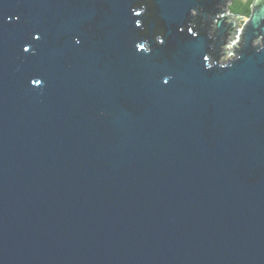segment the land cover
I'll return each instance as SVG.
<instances>
[{
  "label": "water",
  "instance_id": "95a60500",
  "mask_svg": "<svg viewBox=\"0 0 264 264\" xmlns=\"http://www.w3.org/2000/svg\"><path fill=\"white\" fill-rule=\"evenodd\" d=\"M141 1L0 0V264H264V0Z\"/></svg>",
  "mask_w": 264,
  "mask_h": 264
},
{
  "label": "trees",
  "instance_id": "16d2710c",
  "mask_svg": "<svg viewBox=\"0 0 264 264\" xmlns=\"http://www.w3.org/2000/svg\"><path fill=\"white\" fill-rule=\"evenodd\" d=\"M141 2H143V4L145 2L148 3L150 5L149 9H150V7L152 8V12L149 13V15L152 17V21H155V23H156V28H155V31H154L155 33L154 34L155 35L157 34L158 37H156V38L158 40H161V37L164 34V28L162 26H160V22H159V20H157L158 18L156 17V13L154 11L155 0H147V1L143 0ZM252 2H253V0H231V2H229V4H228V9H227L228 12L233 14V15H235L236 17H238V19L240 20V26L242 28H243L244 24L247 22L250 14H251ZM138 4H140V1L138 2ZM220 53L221 52L219 50L217 60H215L216 63L218 62V59L221 60L220 57H219Z\"/></svg>",
  "mask_w": 264,
  "mask_h": 264
},
{
  "label": "rangeland",
  "instance_id": "374dc122",
  "mask_svg": "<svg viewBox=\"0 0 264 264\" xmlns=\"http://www.w3.org/2000/svg\"><path fill=\"white\" fill-rule=\"evenodd\" d=\"M219 17H221L222 15L219 14ZM233 20H237V26L236 28H234L233 30V34L225 40V44L220 46V61L223 60H228L229 58L233 57V50L235 49V47L239 44L240 42V33L239 31L242 29V27L240 26V20L238 19V17H233ZM227 23L230 22V20H226ZM220 61L218 60L217 63L220 64Z\"/></svg>",
  "mask_w": 264,
  "mask_h": 264
},
{
  "label": "flooded vegetation",
  "instance_id": "af4514ba",
  "mask_svg": "<svg viewBox=\"0 0 264 264\" xmlns=\"http://www.w3.org/2000/svg\"><path fill=\"white\" fill-rule=\"evenodd\" d=\"M231 2V1H230ZM229 13V12H228ZM229 14H231V13H229ZM235 16V15H234ZM194 17V16H193ZM236 17V16H235ZM197 20L199 21V18H197ZM200 22V21H199ZM200 23H204V22H200ZM203 26H206V25H203ZM209 29H211V27H209ZM233 30V29H232ZM210 31V30H209ZM231 35H229V37H230ZM213 50H214V47H213Z\"/></svg>",
  "mask_w": 264,
  "mask_h": 264
},
{
  "label": "bare ground",
  "instance_id": "6f19581e",
  "mask_svg": "<svg viewBox=\"0 0 264 264\" xmlns=\"http://www.w3.org/2000/svg\"><path fill=\"white\" fill-rule=\"evenodd\" d=\"M231 29H233V30H234V28H231ZM233 30H232V31H233Z\"/></svg>",
  "mask_w": 264,
  "mask_h": 264
},
{
  "label": "clouds",
  "instance_id": "9594fccd",
  "mask_svg": "<svg viewBox=\"0 0 264 264\" xmlns=\"http://www.w3.org/2000/svg\"><path fill=\"white\" fill-rule=\"evenodd\" d=\"M219 60V59H218ZM230 60V59H229ZM220 61V60H219ZM220 62H222V61H220Z\"/></svg>",
  "mask_w": 264,
  "mask_h": 264
}]
</instances>
